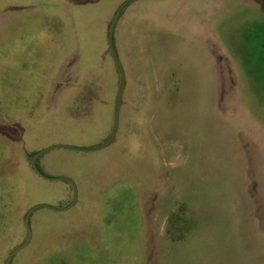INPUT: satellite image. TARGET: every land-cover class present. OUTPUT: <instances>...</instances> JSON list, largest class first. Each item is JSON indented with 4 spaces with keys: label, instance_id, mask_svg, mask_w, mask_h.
<instances>
[{
    "label": "rangeland",
    "instance_id": "rangeland-1",
    "mask_svg": "<svg viewBox=\"0 0 264 264\" xmlns=\"http://www.w3.org/2000/svg\"><path fill=\"white\" fill-rule=\"evenodd\" d=\"M85 1L0 0V264L75 199L34 154L113 131L126 0ZM114 44L118 133L39 157L77 201L11 264H264V0H137Z\"/></svg>",
    "mask_w": 264,
    "mask_h": 264
},
{
    "label": "water",
    "instance_id": "water-1",
    "mask_svg": "<svg viewBox=\"0 0 264 264\" xmlns=\"http://www.w3.org/2000/svg\"><path fill=\"white\" fill-rule=\"evenodd\" d=\"M137 1V0H126L118 9V11L116 12V15L110 25L109 28V34H108V45H109V49L114 57V60L117 64L119 73H120V87H119V91H118V96H117V101H116V107H115V114H114V126H113V131L111 136L109 137V139L103 143L102 145L95 147V148H79V147H74V146H69V145H54L52 147H49L47 149H44L43 151H40L38 153H35L34 156L32 157L31 163H32V167L34 169V171L44 180L47 181H66L71 183V185L74 188L75 191V199L74 202L69 205L68 207L64 208V209H57L54 208L52 206L49 205H45V204H40V205H36L33 208H31L26 217H25V226H26V230H27V239L26 241L19 246L17 249H15L10 256L7 259L6 264H11L13 258L19 253L21 252L23 249H25L31 240V228L29 225L30 222V218L32 216V214L40 208H46V209H50L53 211H66L68 209H70L75 202L77 201V189L76 186L74 184V182L68 178V177H49L47 175H45L44 173L41 172V170L39 169L38 165H37V160L39 159L40 156H42L44 153L50 151V150H54L57 148H64V149H69V150H74V151H78V152H84V153H89V152H96V151H100L103 150L105 148H107L109 145H111L118 133V129H119V124H120V113H121V109H122V105H123V96H124V92H125V88H126V78H125V72L123 69V66L121 64V61L117 55L116 49H115V44H114V31H115V27L121 17V14L123 12V10L127 7V5H129L130 3Z\"/></svg>",
    "mask_w": 264,
    "mask_h": 264
},
{
    "label": "crops",
    "instance_id": "crops-1",
    "mask_svg": "<svg viewBox=\"0 0 264 264\" xmlns=\"http://www.w3.org/2000/svg\"><path fill=\"white\" fill-rule=\"evenodd\" d=\"M73 1V0H71ZM99 0H86L85 2H82L81 4H89V3H97ZM81 4H78V5H81ZM13 9V8H12Z\"/></svg>",
    "mask_w": 264,
    "mask_h": 264
}]
</instances>
